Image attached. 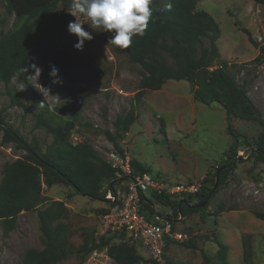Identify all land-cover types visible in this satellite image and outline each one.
Returning <instances> with one entry per match:
<instances>
[{
  "label": "rangeland",
  "instance_id": "374dc122",
  "mask_svg": "<svg viewBox=\"0 0 264 264\" xmlns=\"http://www.w3.org/2000/svg\"><path fill=\"white\" fill-rule=\"evenodd\" d=\"M60 9L71 16V21L76 19L70 13L71 4L60 5ZM197 9L208 11L220 29L217 40L220 55L211 68L227 63L236 80L246 86L248 96L264 118V58L261 59L258 48L249 42L241 28H248L254 40L263 44L264 5L255 0H198ZM77 15L85 30L94 37L85 42L83 51L74 47L78 38L68 32V25L55 32L45 44L75 52L81 66L59 71L62 84L53 85L50 72L41 73L38 82L31 77V82L37 93L46 99L47 105L58 114L55 107L62 105L70 93L76 94L81 118L71 133V141L89 142L103 158L108 159L110 152H118V149L108 140L104 130L114 131L118 116L127 114L137 105V93L142 90V67L129 59L126 49L109 44L112 32L92 28L83 14ZM15 17L5 2L0 4V32L10 29ZM203 42L209 47L208 38H203ZM162 61L173 68L178 66L168 52L162 53ZM9 87L0 80V113L25 139L30 141L36 136L42 150H46L54 141L53 133L37 124L35 114L13 103L12 93H16V88L20 100L27 103L24 85L15 78ZM29 105L37 112L41 110L35 103ZM137 111L136 121L119 142L132 160L139 161L153 175L169 181L202 183L206 176L215 179L218 166L233 156L232 147L236 150L233 175L203 211L184 217L159 204L154 205V214L145 211L151 221L169 220L173 231L178 233V237L171 238L166 247L168 264H219L218 246L211 239H198V248L185 245L190 238L215 233L230 246V264H245L242 239L251 234L254 262L264 264V221L254 214L255 211L264 212V164L254 166L249 157L264 127L246 120H229L219 102L207 105L195 101L193 88L187 80H168L159 90L144 89ZM229 123L235 131L234 136L228 129ZM3 135L0 127V184L8 164L24 158L27 153L14 141L4 144ZM115 187L122 192L127 188L123 181L115 183ZM108 191L109 182H104L102 192L106 200H109L106 197ZM42 195L48 200L38 205L40 209L53 201H62L68 208L59 221L66 223L72 232L70 242L76 251L57 264H85L88 255L79 250L84 244L83 229L93 233L95 240L99 241L101 234L107 231L102 209H110L114 203L76 194L72 187L61 183L43 184ZM199 200L198 196H193L191 204ZM108 234H111L112 242L123 240L118 230ZM132 245L143 257L149 255L142 243L133 242ZM30 248H44L37 209L21 212L10 231L0 225V264H25L23 258ZM202 249L210 258L209 262L204 260Z\"/></svg>",
  "mask_w": 264,
  "mask_h": 264
},
{
  "label": "trees",
  "instance_id": "16d2710c",
  "mask_svg": "<svg viewBox=\"0 0 264 264\" xmlns=\"http://www.w3.org/2000/svg\"><path fill=\"white\" fill-rule=\"evenodd\" d=\"M264 5V0H255ZM5 2L7 9L15 13L13 26L6 32H0V80L8 88L17 78L25 87L24 94L27 103L20 100L19 90L12 93V101L19 104L37 117V124L45 126L53 133L54 141L42 150L40 140L34 136L32 140L25 139L18 130L8 124L0 113V127L4 131V144L14 141L27 153L24 158L8 164L0 184V225L7 231L16 225L18 215L23 211L37 209L39 227L44 236V248H30L26 251L25 264H57L68 259L76 251L70 242L72 232L66 223L59 221L65 216L68 208L62 201H53L48 207L40 209L39 204L48 199L42 195L43 184L52 186L61 183L70 186L76 194L88 196L95 200L108 201L102 192L104 182H109V189L116 193L115 183L128 179L117 175V169L112 166L89 142L73 143L71 133L80 122L81 111L77 96L70 93L65 102L55 107L59 114L47 105L46 99L37 93L29 75L34 73L32 64L43 69L42 73L51 72L50 65L58 67L59 71L79 68L81 61L75 52L63 47H47L45 41L55 32L67 26L71 16L60 11V5L69 6L71 0H0ZM168 5H171L170 10ZM198 0H153L152 17L143 36H134L129 48L126 49L129 59L142 67V78L137 93V105L123 115L118 116L114 123L115 130L105 129L108 140L112 142L121 155L124 150L120 139L130 130L138 117V106L144 89L159 90L168 80H187L193 88L195 101L210 105L219 102L225 108L229 120L236 118L255 122L264 127V118L260 109L253 104L247 94L246 86L240 84L231 73L227 63L211 68L219 58L220 51L217 40L220 36L219 26L214 17L204 9H197ZM237 24V21H236ZM248 40L264 58V43L254 40L251 31L241 27ZM203 38L210 41L209 47L204 46ZM168 52L175 58L178 66L173 68L162 61V53ZM201 54H198L200 53ZM27 67L29 72L21 70ZM35 103L41 110L30 107ZM49 113V115H47ZM232 135L234 129L228 124ZM164 130V129H162ZM233 156L224 164L218 166L215 179L207 176L202 181L201 189L193 196L200 200L191 204V197L175 199L164 193L151 192L152 197L142 194V212L155 213V204L170 207L175 214L188 216L194 212L203 211L210 200L224 187L236 169V150L232 147ZM232 150H229V152ZM249 157L253 165L264 164V131L254 142ZM137 173L149 171L139 161L132 160ZM257 180V177H255ZM110 209H102L108 213ZM259 219L264 221V212L255 211ZM203 217V215H202ZM84 244L79 250L87 256L94 248H107L110 255L119 264H145L147 258L138 253L136 246L125 239L121 233L120 242H112L111 234L100 236L99 242L93 233L83 229ZM212 240L217 244L219 264H230V246L219 236L203 235L190 238L185 245L198 248V239ZM167 239V246L169 240ZM253 236L248 234L242 239V257L245 264H255ZM206 262L210 258L202 249Z\"/></svg>",
  "mask_w": 264,
  "mask_h": 264
},
{
  "label": "built area",
  "instance_id": "2783aa9c",
  "mask_svg": "<svg viewBox=\"0 0 264 264\" xmlns=\"http://www.w3.org/2000/svg\"><path fill=\"white\" fill-rule=\"evenodd\" d=\"M106 160L117 169V175L123 174L128 179L123 180L126 190L122 192L118 189L116 193L109 190L106 194L108 202L114 205L104 215L103 223L105 222L107 229V231L104 229L105 233L118 230L120 233H126L127 240L132 243H142L149 252L145 264H168L167 239L177 238L178 233L173 231L172 223L167 219H163L164 222L149 220L146 213L142 212V194L146 198H151V192L155 191L181 199L197 193L202 183L169 181L149 171L137 173L133 168L131 156L126 152L121 155L117 151H111L110 157ZM157 218L159 219V216ZM85 264L119 263L110 255L107 248H94L88 254Z\"/></svg>",
  "mask_w": 264,
  "mask_h": 264
},
{
  "label": "clouds",
  "instance_id": "9594fccd",
  "mask_svg": "<svg viewBox=\"0 0 264 264\" xmlns=\"http://www.w3.org/2000/svg\"><path fill=\"white\" fill-rule=\"evenodd\" d=\"M152 2L153 0H71L72 11L70 13L76 19L69 22L68 32L78 38L74 47L83 51L85 42L94 38L89 31L85 30L84 24L80 22L77 15L79 13L91 22V27L95 26L102 28L103 31L113 33L109 44L119 48H129L132 38L143 36L148 28L153 12ZM170 8L171 5H168L169 10ZM50 67L49 76L52 78V84H62L58 67L55 65H50ZM31 68L34 70V74L29 76L36 78L38 82L43 69L36 64H32ZM21 71L28 73L29 69L25 67Z\"/></svg>",
  "mask_w": 264,
  "mask_h": 264
}]
</instances>
